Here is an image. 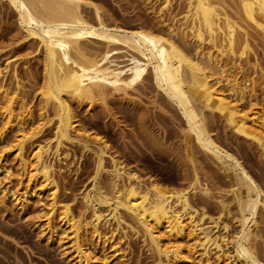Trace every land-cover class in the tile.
<instances>
[{"label": "bare ground", "instance_id": "obj_1", "mask_svg": "<svg viewBox=\"0 0 264 264\" xmlns=\"http://www.w3.org/2000/svg\"><path fill=\"white\" fill-rule=\"evenodd\" d=\"M184 1V20L173 17L171 25H162L168 32L157 34L141 27L128 30L110 26L105 17L108 15L87 0H5L16 14L25 45L36 43L42 49L39 53L46 77L42 91L46 107L40 109L38 122L27 126L26 118L33 119V113L25 101L18 71L14 68L13 89L6 86L0 69V141L8 134L14 137L12 147L0 148L1 207L6 213L11 201L25 213L34 201L37 214L29 226L41 242L58 244L69 264H117L125 257L120 244L127 238V231L141 236L150 246L155 253L154 264H264L254 247L258 218L264 212V190L234 155L216 143L207 119L209 114L211 118L217 115L238 137L264 152V107L257 106L255 87H249L251 78L243 79L241 60L256 42L264 46V0ZM162 3L161 18L163 14L170 15L173 0ZM179 39L184 45L194 46V54L186 51ZM96 43L106 48L101 56L105 60L113 50L122 49L131 59L143 61L155 88L177 108L185 122L182 138L189 163L197 166L193 161L196 147L226 173L231 182V204L237 214L231 219L238 229L234 238L226 235L229 225H220V220L206 225L205 213L201 216L193 207L192 200L198 194L209 205L212 195L202 187L196 171L189 189L174 191L155 179L141 181L109 154L101 138L94 137L96 148L86 140L90 136H84L72 103L77 101L80 106L85 99L91 102L96 91L102 92L105 78L98 77L100 72L112 76L117 87L119 81L122 83L114 70L109 72L101 66L95 55L98 51L90 46ZM91 69H97L99 74H91ZM50 102L53 116L48 110ZM246 102L250 110L244 113ZM53 122V137L38 140ZM65 143L78 145L94 156L95 185L80 194L90 216H76L71 205L59 201L53 161L60 165L66 162L69 154L61 152ZM26 144L32 148L29 155L25 153ZM5 154L14 158L11 167L4 164ZM101 176L110 179L108 191L96 183ZM219 205L221 212L230 214L231 205ZM221 228L225 235L220 234Z\"/></svg>", "mask_w": 264, "mask_h": 264}, {"label": "rangeland", "instance_id": "obj_2", "mask_svg": "<svg viewBox=\"0 0 264 264\" xmlns=\"http://www.w3.org/2000/svg\"><path fill=\"white\" fill-rule=\"evenodd\" d=\"M87 1L98 5L103 14L106 13L105 15L109 16L104 15L106 21L110 20H108L110 26L119 25V27L128 30L141 27L155 31L157 34L168 32L167 28L162 25H164L163 23L171 25L170 19L173 17L176 16V19L184 20L183 17H185V11H187L184 0H173L170 15L163 14L162 18L160 10L163 7L162 2L164 0H151V3L146 0ZM161 19H164L165 22ZM91 20L92 16H90ZM256 37L255 41H259V38L256 39ZM179 42L182 46L184 45L182 40L179 39ZM100 44L96 43L90 46L93 47L94 52L98 51V53L95 52V55L99 56L97 59L100 61L101 66L104 65L103 68L105 67L109 72L114 70V73L120 76L118 78L121 79L122 83L119 81L118 85L120 86L117 87L113 84L115 79L111 78L112 76L108 75L107 77L104 72H100V75H98L97 69H91L93 70L91 71L93 73L90 72L91 74L96 73L98 77L105 78L103 80L104 84L101 85V91L104 94L98 90L91 102L85 99L80 106H78L77 101L72 103L78 123L84 129L82 130V132H85L84 136H90L86 140L92 148H96L95 138H101L102 141L107 143L109 154L116 159L118 158L117 160L122 162L126 169H130L139 178L141 177V181L155 179L161 185L163 184L166 188L174 191L189 189L194 174L197 173L201 184L204 185L202 187L208 188L209 195H212L209 197L210 205L201 201L202 196L200 194L195 199L191 195V197L193 196V207L201 212V216L205 213V216L208 217H206L207 221L205 220L206 225L210 221L211 224L219 220L220 225H229L227 234L223 228H221L220 234H226L229 237L232 235L231 237L234 238L238 229L234 220L231 219L237 217V214L231 204L232 200L229 194L231 182L226 173L222 172L215 163L216 161L212 160L210 156L205 155V158L204 154L196 147L193 149V161L197 166L193 167L194 165L189 163L186 154V142L182 138L184 137L182 130L185 129V122L177 108L172 103L170 104L155 88L149 69L146 68L143 61L141 63V60L131 59L130 55L127 54L128 52L122 49L113 50L114 52L112 51L105 60L102 54L106 52V48ZM257 44L256 42V46L252 47L241 58L242 66H244L243 70L246 74L243 73L245 76L243 79L251 78L249 80L252 82H250L249 87H255V95L258 98L256 101L257 106L264 107V46ZM38 47L36 43L25 45L24 35L17 26L16 14L5 0H0V69L5 74L4 82L6 86H12L13 89L16 86V81L12 77L14 68L18 71L25 101L30 108L32 107L33 113V119L26 118L27 126L32 122L37 123L40 109L46 107V98L42 94L46 77L43 57L39 53L42 49L39 47L38 50ZM183 48L187 49L186 51L190 54H194V46L184 45ZM125 55L126 57H124ZM99 58H103V60ZM96 97L97 99H95ZM247 105H249L247 102L243 105L244 111L242 112H249L250 109ZM50 106L51 102L48 110L49 114L53 116ZM207 119L208 124H210L208 125L209 130L216 143L234 155L264 190V152L262 153L260 148L252 142L238 137L217 115H212L211 118L209 114ZM54 131L53 122V124L45 127L38 140L42 138L51 139ZM86 134L88 135L86 136ZM12 137L13 134H8L4 141L2 139L0 148L5 145L8 149L12 147L14 140V137ZM90 138H94V141ZM30 149H32L31 145L26 144V155L30 154ZM61 152L63 154L68 153L69 157L63 165H60L56 160L53 161L56 170L55 179L59 185V201L71 205L76 216L83 215V213L85 216H90V212L85 211L86 208L83 201H81L82 198L80 199V194L85 189H91L95 185V182H93L96 174L94 156L78 145L66 143ZM5 155L6 162L4 164L6 163V167L15 164L14 158L10 154ZM106 163L107 168H109L108 159ZM219 175H222V179ZM100 179L96 183L100 182L102 188L106 189L104 191H108L110 179L107 176H101ZM201 184H199L200 188H202ZM222 202L228 204V206L231 205L229 206L230 214L221 212L222 207H219V204ZM6 207L7 212L5 213L1 207L0 199V264H69L62 255L58 244L48 246L45 242H41L37 232L29 226V222H32L37 214L38 205L34 201L31 202L25 213L20 212L19 208H16L11 201H8ZM203 208L204 211L202 212ZM263 213L261 212L258 218V238L254 243V247L256 255L264 262ZM127 234V238L120 244L125 257L119 260L117 264H154L155 253L148 244L144 243L143 238L131 231H127ZM230 240L233 241L232 238ZM221 244L224 249L227 248H225V242ZM107 251L111 253L110 249Z\"/></svg>", "mask_w": 264, "mask_h": 264}]
</instances>
